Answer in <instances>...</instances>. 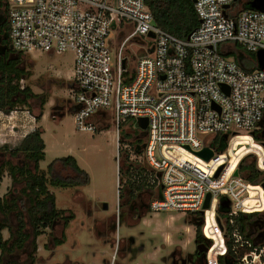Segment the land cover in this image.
Masks as SVG:
<instances>
[{
    "label": "built area",
    "instance_id": "obj_1",
    "mask_svg": "<svg viewBox=\"0 0 264 264\" xmlns=\"http://www.w3.org/2000/svg\"><path fill=\"white\" fill-rule=\"evenodd\" d=\"M249 1L195 0L199 25L180 40L154 25L145 0H0L12 52L73 56L67 111L77 130L114 128L117 163L120 132H146L143 158L160 190L149 208L201 217L203 264H221L228 244L232 264H264V229L237 220L264 214V70L256 61L245 70L225 48L264 51V12ZM242 136L259 150L238 145ZM205 147L207 161L197 155Z\"/></svg>",
    "mask_w": 264,
    "mask_h": 264
},
{
    "label": "rangeland",
    "instance_id": "obj_2",
    "mask_svg": "<svg viewBox=\"0 0 264 264\" xmlns=\"http://www.w3.org/2000/svg\"><path fill=\"white\" fill-rule=\"evenodd\" d=\"M232 47V54L238 55L236 44L225 48ZM252 55L253 61L250 58L246 60L255 65V54ZM16 67L31 73L29 78L19 83L20 88L29 87L39 97L27 102L31 107L30 112L26 106L16 107L9 115L0 112L4 135L0 137V145L15 144L10 145L14 147L19 144L22 139L19 141V137L11 134L12 129L20 130L13 126L14 121L23 111L37 114L40 102L44 99L49 104L44 106L42 122L36 123L43 129L42 139L45 144V159L39 163V168L46 171L53 160L71 156L89 177L88 184L84 186L66 189L48 187L54 195L55 208L71 213L73 219L63 231L60 225H56L37 238L34 264H189L186 256L194 255L197 250L195 228L188 225L185 219H194L195 216L151 211L149 205L155 188L142 193L129 204L124 186L125 177L121 185H118L115 129L107 126L91 134L75 128L73 115L67 111V100L70 99V86L73 83V56L69 53L53 57L33 53L23 56V61ZM62 112L63 116L60 115ZM52 114H56L55 118L59 120L53 119ZM238 141V145L248 144L243 136ZM254 141L259 143L258 140ZM120 148L121 153L131 150L125 145ZM251 148L259 150L257 145ZM243 150L240 149L237 154ZM130 158L135 166L147 167L143 153L139 157L131 155ZM148 179L152 181L154 174ZM0 187V198H3L10 189L7 174L3 175ZM118 191L123 192L124 196L120 208ZM102 204L106 205L105 210ZM257 223L252 224L255 234L258 233ZM62 232L64 242L57 245L53 238H61ZM2 236L8 238L7 231H3ZM19 260L24 262L26 259L19 257ZM196 263L201 262L197 259Z\"/></svg>",
    "mask_w": 264,
    "mask_h": 264
},
{
    "label": "trees",
    "instance_id": "obj_3",
    "mask_svg": "<svg viewBox=\"0 0 264 264\" xmlns=\"http://www.w3.org/2000/svg\"><path fill=\"white\" fill-rule=\"evenodd\" d=\"M145 4L152 15L154 25L177 39L186 40L199 25L192 0H145ZM0 9L4 24V32L0 34L2 35L0 36V112L9 115L20 106H26L30 112L31 107L27 101L35 100L39 96L33 94L29 87L21 89L19 86V83L29 78L31 73L16 67L23 61L25 55L10 50L7 8L1 2ZM236 47L239 49V54L235 56L231 53L228 56L233 57L245 70L255 69L253 62L246 60L247 58L252 60L253 55L237 45ZM46 103L47 101L43 99L38 107V113L31 114L36 123L41 121ZM63 114L62 112L60 115ZM55 116L56 114H52L53 119H56ZM42 134L43 129L38 126L18 145L14 147L8 144L0 145V183L4 174L10 178V189L3 198H0V264H34L37 238L56 225H60L63 231L73 219L71 213L55 208V198L49 192V186L66 189L84 186L89 182L88 174L71 156L53 160L46 171L39 168V163L45 159ZM145 141V131L133 132L127 129L120 132L118 139V185H121L125 177L124 186L129 204L142 193L153 191L155 188L148 179L152 175L150 169L146 166H135L130 158L131 155L137 157L142 155ZM122 145L131 150L121 153ZM214 145L219 152L224 148L225 143L222 139L216 138ZM240 169L250 174L247 178L249 182H254L252 164L241 165ZM66 171L69 173H65ZM122 193L118 191V208L121 207L124 198ZM156 198H160V190L157 189L154 190L153 199ZM237 220L243 230H248L247 225L251 226L256 222L261 229H264V214L241 215ZM185 221L195 228V243L203 244L200 232L201 217L195 215L194 219L186 218ZM3 231H7L8 238H3ZM61 234V238H53L57 245L64 242L63 232ZM244 251L242 250L241 253ZM19 257L25 258L26 262H21ZM233 257L231 246L228 244V254L221 260V264H232Z\"/></svg>",
    "mask_w": 264,
    "mask_h": 264
},
{
    "label": "water",
    "instance_id": "obj_4",
    "mask_svg": "<svg viewBox=\"0 0 264 264\" xmlns=\"http://www.w3.org/2000/svg\"><path fill=\"white\" fill-rule=\"evenodd\" d=\"M192 2L194 3L195 0H192ZM248 8L250 9H255V10H258V11H262L264 12V0H250L247 5H246ZM255 61L257 63V68L260 69V70H264V51L261 50V51H258L256 54H255ZM138 126L141 130H145L146 129V126H147V121L146 119H140L139 122H138ZM224 139L227 138V136H223ZM261 139L264 140V131L261 133ZM264 145V144H263ZM197 155L199 157H201L202 159L204 160H209L212 155H213V152L209 149V148H203L200 152L197 153ZM235 175H237V172L235 173ZM209 200H210V195H207L206 198H205V202H204V205H203V209H207L209 207ZM102 209L105 210L106 209V205L105 204H102ZM221 208L222 207H227L228 206V202L224 201V202H221L220 204ZM258 242H263L264 241V236H262L260 239L257 240ZM197 251L198 252H205L206 251V248L204 247L203 244H200L198 245L197 247Z\"/></svg>",
    "mask_w": 264,
    "mask_h": 264
},
{
    "label": "crops",
    "instance_id": "obj_5",
    "mask_svg": "<svg viewBox=\"0 0 264 264\" xmlns=\"http://www.w3.org/2000/svg\"><path fill=\"white\" fill-rule=\"evenodd\" d=\"M49 103H47V105H48ZM47 105H45V107L47 106ZM27 112H22L21 113V115H19V116H17V118H16V120L14 121V123H13V126L15 127V128H19L20 130H18V131H15L14 129H12L11 130V134L13 135V136H15V137H19V141L21 140V139H23L28 133H31V132H33L34 131V129L36 128V127H38L37 126V124H36V122H35V120H34V118H33V116L31 115V114H26ZM44 116H45V113H44V115H43V117H42V119L44 118ZM8 117V116H7ZM8 118H10V117H8ZM42 119H41V122H42ZM55 120H59V118L58 119H55ZM20 124V125H19ZM22 124V125H21ZM24 124V125H23ZM25 129V130H24ZM2 124L0 125V137H4V135H3V132H2ZM116 139V138H115ZM114 139V141H115V144H116V147H117V143H116V140ZM246 139L248 140V144H250L251 145V147L252 146H256V144L255 143H252L251 141H250V139H249V137H246V136H243V140L246 142ZM1 143V142H0ZM4 143V142H3ZM9 143V142H8ZM246 144V143H245ZM10 145H15V144H10ZM45 145V144H44ZM241 153V152H240ZM0 189H1V187H0ZM35 257H36V255H35Z\"/></svg>",
    "mask_w": 264,
    "mask_h": 264
},
{
    "label": "flooded vegetation",
    "instance_id": "obj_6",
    "mask_svg": "<svg viewBox=\"0 0 264 264\" xmlns=\"http://www.w3.org/2000/svg\"><path fill=\"white\" fill-rule=\"evenodd\" d=\"M1 10V9H0ZM4 24H3V20H2V14L0 13V34L2 33V32H4L3 31V28H4V26H3ZM1 37H2V35H0ZM1 39V38H0ZM31 101V100H30ZM28 103H29V100L27 101ZM198 245H200V243H196V250H197V247H198ZM205 248H206V246H204ZM206 252V251H205ZM205 252H198V251H196V253L194 254V255H188V256H186V259H187V261H188V263L189 264H197L196 263V261H197V259H198V261H200L201 263H199V264H203V257H204V253Z\"/></svg>",
    "mask_w": 264,
    "mask_h": 264
}]
</instances>
